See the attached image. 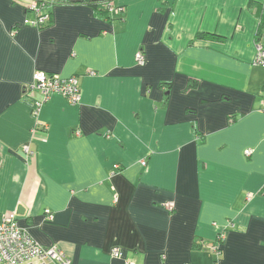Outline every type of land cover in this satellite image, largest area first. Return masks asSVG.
Masks as SVG:
<instances>
[{
  "label": "crops",
  "instance_id": "1",
  "mask_svg": "<svg viewBox=\"0 0 264 264\" xmlns=\"http://www.w3.org/2000/svg\"><path fill=\"white\" fill-rule=\"evenodd\" d=\"M29 1L0 0V216L71 264H264V0H44L39 28ZM35 70L78 77L79 103L35 119Z\"/></svg>",
  "mask_w": 264,
  "mask_h": 264
},
{
  "label": "built area",
  "instance_id": "2",
  "mask_svg": "<svg viewBox=\"0 0 264 264\" xmlns=\"http://www.w3.org/2000/svg\"><path fill=\"white\" fill-rule=\"evenodd\" d=\"M44 0H30L26 9L33 15L31 19H25L24 24L32 27H41L48 19L47 7ZM109 12L118 13L122 7L115 6L111 2L105 3ZM255 55L253 65L264 67V44L261 40H255ZM135 61L139 65L145 63V56L142 51H137L134 55ZM30 89L38 91L39 98H34L31 105V115L37 119L41 106L52 95L59 94L63 96L69 103H79L81 99V90L79 79L76 76L61 77L58 74L46 73L42 70H35L32 75ZM261 109L264 111V98L260 102ZM47 126L40 124L37 120L31 129V133L39 130L45 131ZM22 150L27 154L32 152L28 144L22 145ZM247 154L250 150L245 151ZM144 165L145 162L141 161ZM115 168L118 166L115 165ZM250 194H248V197ZM172 203L166 204L167 210L173 208ZM45 219L52 221L53 213L49 209L44 210ZM230 226H233L230 224ZM220 237L224 239L225 235L220 233ZM218 245H211L210 250L216 252ZM111 255L115 258L122 257L119 249H113ZM71 264L70 259L56 245L51 247H43L40 245L27 230L21 227L15 216L4 214L0 216V264ZM127 264H133L127 261Z\"/></svg>",
  "mask_w": 264,
  "mask_h": 264
},
{
  "label": "trees",
  "instance_id": "3",
  "mask_svg": "<svg viewBox=\"0 0 264 264\" xmlns=\"http://www.w3.org/2000/svg\"><path fill=\"white\" fill-rule=\"evenodd\" d=\"M105 3H103L102 8H101V11H102V13L107 14L109 11H108V8L106 7ZM45 5L47 7V13L49 15V11H48L49 3L46 2ZM44 25H42L41 27H43ZM263 28H264V16L261 14L260 15V25H259V28L257 30L256 38L255 39L256 40H261L262 43L264 44V30H263ZM203 36H206V35L205 34H202V33L197 34V38H201ZM195 85H196V81L195 80H191L188 83V87H193ZM221 234H224L225 235V231H222ZM223 240L224 239L222 237H220V233H219L218 236L215 238V240H213L211 242H204L200 238H195L192 241V245H193V248H195V249H205V250H209L211 245H218L217 251L214 252V253L215 254H219L221 252L220 245L223 244V242H224Z\"/></svg>",
  "mask_w": 264,
  "mask_h": 264
}]
</instances>
